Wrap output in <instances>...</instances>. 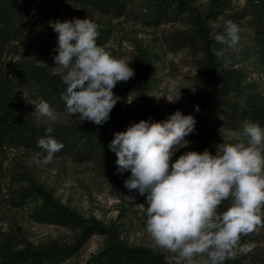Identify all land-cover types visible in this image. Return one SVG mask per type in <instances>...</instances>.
Returning a JSON list of instances; mask_svg holds the SVG:
<instances>
[{
  "label": "trees",
  "instance_id": "16d2710c",
  "mask_svg": "<svg viewBox=\"0 0 264 264\" xmlns=\"http://www.w3.org/2000/svg\"><path fill=\"white\" fill-rule=\"evenodd\" d=\"M59 0H0V140L10 147L41 151L37 141L45 136L48 121L37 122L27 115L35 114L34 105L44 100L56 110L58 119L50 134L62 141L65 147L55 158L66 157L75 163H90L95 168H109L116 155L108 147L114 133L126 130L131 123L141 119H166L175 110L159 108L142 100L133 110L115 105L110 119L102 125L81 121L66 111L61 99L64 82L59 69H50L40 59L21 53L17 61H3L13 55L12 45L17 40L32 41L33 50L45 58H53L56 35L33 31L32 18L40 6ZM92 11L114 18L122 17L140 3L132 14L136 20L151 27L176 25L164 32L162 43L170 52L187 50L195 58L196 77L189 97L195 131L186 137L190 144L180 148L172 157L189 151L207 148L215 154L221 143H235L227 130H239L245 121L264 126V91L260 78L248 72L247 58L252 57V69L264 73V0H244L242 5L234 0H81ZM232 20L241 29V46L238 49L220 45L214 34L222 31L225 20ZM224 48L218 57L213 48ZM12 51V52H11ZM145 76L139 77L144 85ZM143 88V87H142ZM199 111H195V106ZM184 113V112H182ZM188 114V113H184ZM226 200L221 210L230 204ZM37 223L60 226L72 233V242L50 245L41 249L37 264H59L73 256L92 235L105 238V244L86 264H177L160 252L143 246H129L116 241L111 231L100 222L85 219L68 207L44 201L28 214ZM250 235L264 239V226H258ZM247 235L241 236L245 242ZM243 254L236 253L225 264H243ZM13 263L22 264L23 257H13Z\"/></svg>",
  "mask_w": 264,
  "mask_h": 264
},
{
  "label": "clouds",
  "instance_id": "9594fccd",
  "mask_svg": "<svg viewBox=\"0 0 264 264\" xmlns=\"http://www.w3.org/2000/svg\"><path fill=\"white\" fill-rule=\"evenodd\" d=\"M57 34L54 64L61 73V99L66 111L81 121L102 125L121 100L113 89L135 75L130 62L111 55L97 44L98 24L88 18L48 21ZM214 40L228 48L241 46L240 27L225 20ZM218 57L224 48H213ZM178 99V98H177ZM195 106V111H199ZM37 119L47 118L45 136L38 139L41 151L34 162L48 164L64 147L50 135L58 119L49 102L34 105ZM196 117L179 109L166 119H141L114 133L108 147L116 155V172L130 171L124 180L129 190L145 196L141 204L146 229L155 245L178 254L182 264H225L237 252L247 254L255 243L240 244L241 236L264 226V126L245 121L239 130H227L235 143H221L213 154L189 150L172 157L190 141ZM42 157V159H41ZM230 200L226 210L220 206Z\"/></svg>",
  "mask_w": 264,
  "mask_h": 264
},
{
  "label": "rangeland",
  "instance_id": "374dc122",
  "mask_svg": "<svg viewBox=\"0 0 264 264\" xmlns=\"http://www.w3.org/2000/svg\"><path fill=\"white\" fill-rule=\"evenodd\" d=\"M234 1L240 5L244 3V0ZM139 6L137 2L122 17L114 18L92 11L81 0L49 1L35 12L33 31L57 35L48 21L73 17L94 20L99 26L97 44L114 57L130 62L135 70L132 78L118 82L114 87V93L121 97L116 105L130 111L142 100H147L166 110L193 113L189 91L196 77L195 58L187 50L168 51L161 36L177 28L176 25L151 27L139 22L132 14ZM11 47L13 55L7 54L3 61L10 58L17 61L24 53L40 59L54 71L58 69L53 58L39 56L33 50L32 41L17 40ZM246 60L248 72L260 78L264 91L263 70L252 69V57L248 56ZM142 75L145 76L144 85L139 79ZM27 116L39 123L47 120L37 119L36 114ZM34 157L33 152L10 147L0 140V264L13 263L15 256L23 257L22 264H37L41 249L72 242V233L68 229L29 218V212L44 201H52L76 211L85 219L100 222L109 228L116 241L152 249L167 260L182 264L178 254L156 246L148 233L141 207V204L146 206L145 196L124 186L130 171L118 174L115 162L100 170L90 163H75L66 157L54 158L46 165L37 164ZM256 230L260 229L257 227ZM250 241L255 243V248L243 254V264H264L261 233L248 234L246 241L240 244ZM104 244V237L92 235L73 256L59 264L89 263ZM198 260L199 264H207L206 256H200Z\"/></svg>",
  "mask_w": 264,
  "mask_h": 264
}]
</instances>
